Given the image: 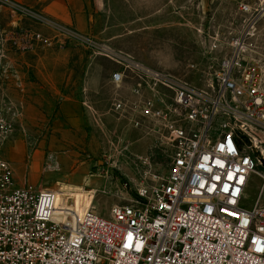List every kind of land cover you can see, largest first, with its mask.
<instances>
[{
	"label": "built area",
	"instance_id": "obj_1",
	"mask_svg": "<svg viewBox=\"0 0 264 264\" xmlns=\"http://www.w3.org/2000/svg\"><path fill=\"white\" fill-rule=\"evenodd\" d=\"M237 7L236 32L212 42V50L226 54L206 89L72 35L118 65L111 74L112 110L133 128L154 124L171 148L168 173L148 168L107 216L94 204L78 210L72 198L58 202L51 188L17 181L4 152L25 105L0 93V264H264V64L258 57L264 0H238ZM29 35L44 40L40 32ZM12 77L20 86L17 72ZM254 176L262 186L248 206Z\"/></svg>",
	"mask_w": 264,
	"mask_h": 264
},
{
	"label": "rangeland",
	"instance_id": "obj_2",
	"mask_svg": "<svg viewBox=\"0 0 264 264\" xmlns=\"http://www.w3.org/2000/svg\"><path fill=\"white\" fill-rule=\"evenodd\" d=\"M13 1L0 0V93L15 102L22 99L25 113L4 156L19 181L51 189L71 183L96 190L95 209L107 216L113 204L134 193L148 168L159 176L168 173L171 148L154 124L147 122L142 128H133L112 110L117 90L101 74L118 68L114 61L98 48L72 44L65 38L42 47L29 32H40L41 26L50 29L44 25L46 19H34L13 9L9 4ZM237 3L238 0H98L91 12L102 42L92 41L127 52L206 89L226 54L225 48L212 50L214 38L227 41L240 26ZM259 46L258 57L264 64V19ZM93 69L98 70L96 89L90 94L95 110L82 118L80 126L79 121L72 122V115L63 117L57 110L61 102L84 95L88 87L84 80ZM13 72H17L21 87L12 77ZM47 75L58 90L54 100L44 90ZM119 92L129 96V92ZM142 155L149 158L148 166L141 162ZM261 186L262 180L254 176L247 189L248 206L255 203Z\"/></svg>",
	"mask_w": 264,
	"mask_h": 264
},
{
	"label": "crops",
	"instance_id": "obj_3",
	"mask_svg": "<svg viewBox=\"0 0 264 264\" xmlns=\"http://www.w3.org/2000/svg\"><path fill=\"white\" fill-rule=\"evenodd\" d=\"M97 1L98 0H15L13 2L27 11L38 14L43 19L49 20L56 25L52 26L48 23H44V25L50 29H45V27L42 26L40 28V33L44 37V40L40 41L41 46L50 47L64 38L66 42L72 44L77 42L82 43L81 41L74 39L72 35L102 42V40L97 37L99 34H97L94 15L91 12V9L95 8L94 4L97 3ZM104 42L111 45L109 41ZM116 69L118 68L111 71H105L101 74L105 82L108 84L111 83V74ZM97 71V69H93L91 73L86 76L84 83L88 85V87L86 86L88 91L85 90L84 95L82 94L81 97H76L70 101H63L60 103L59 109L57 110L60 116L65 117L72 115V122L79 121V125L81 126L83 124V121H81L82 118L92 115L95 108L93 106L94 99H92V97L90 98V94L96 89L95 84L98 78L96 76ZM46 81L47 87L44 89L45 93L54 100V97H56L58 92L54 86L55 82L52 81V77L49 75H47ZM17 181L23 183L28 180L19 181L17 179Z\"/></svg>",
	"mask_w": 264,
	"mask_h": 264
},
{
	"label": "bare ground",
	"instance_id": "obj_4",
	"mask_svg": "<svg viewBox=\"0 0 264 264\" xmlns=\"http://www.w3.org/2000/svg\"><path fill=\"white\" fill-rule=\"evenodd\" d=\"M57 193L58 202H61L64 196L67 198H72V206L80 210L81 208L92 207L94 196L96 195V190H87L82 186L65 183L60 185L57 189H52Z\"/></svg>",
	"mask_w": 264,
	"mask_h": 264
},
{
	"label": "water",
	"instance_id": "obj_5",
	"mask_svg": "<svg viewBox=\"0 0 264 264\" xmlns=\"http://www.w3.org/2000/svg\"><path fill=\"white\" fill-rule=\"evenodd\" d=\"M263 162H264V160L263 159H261Z\"/></svg>",
	"mask_w": 264,
	"mask_h": 264
}]
</instances>
